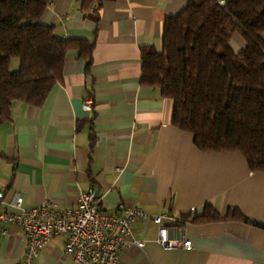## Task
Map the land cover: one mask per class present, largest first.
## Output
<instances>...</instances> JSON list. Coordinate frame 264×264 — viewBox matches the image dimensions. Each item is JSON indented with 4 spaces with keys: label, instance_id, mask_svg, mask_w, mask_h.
<instances>
[{
    "label": "crops",
    "instance_id": "obj_1",
    "mask_svg": "<svg viewBox=\"0 0 264 264\" xmlns=\"http://www.w3.org/2000/svg\"><path fill=\"white\" fill-rule=\"evenodd\" d=\"M187 3L49 1L42 23L60 39L91 45L90 65L78 49L69 50L43 104L14 103L10 120L0 124L2 210L15 212L8 203L18 193L26 207L46 203L64 211L93 189L102 211L139 206L162 216L165 226L182 227L191 241L189 250L163 251L157 227L137 220L132 238L144 248L127 245L118 264H264L263 229L238 221L191 222L209 205L221 218L234 208L264 226V173L251 172L239 153L199 151L191 134L172 127L173 102L140 84L141 49L161 52L166 19ZM230 46L238 54L246 43L236 34ZM4 228L0 264H20L25 238L15 226ZM65 243V235L52 238L34 264H74Z\"/></svg>",
    "mask_w": 264,
    "mask_h": 264
},
{
    "label": "trees",
    "instance_id": "obj_2",
    "mask_svg": "<svg viewBox=\"0 0 264 264\" xmlns=\"http://www.w3.org/2000/svg\"><path fill=\"white\" fill-rule=\"evenodd\" d=\"M49 1L0 0V124L10 120L14 103L43 104L69 50L78 49L90 65L91 45L60 39L42 23ZM236 34L246 43L238 54L230 46ZM263 35L264 0H226L223 6L188 0L181 13L166 19L161 52H140V84L173 102L172 127L191 134L201 152L241 154L253 173H264ZM220 220L264 230L234 208L221 218L207 205L191 218Z\"/></svg>",
    "mask_w": 264,
    "mask_h": 264
},
{
    "label": "built area",
    "instance_id": "obj_3",
    "mask_svg": "<svg viewBox=\"0 0 264 264\" xmlns=\"http://www.w3.org/2000/svg\"><path fill=\"white\" fill-rule=\"evenodd\" d=\"M224 5L225 2H220ZM91 104V99L87 100ZM3 193L0 191V236L7 234L5 225L20 229L25 238V252L20 264H34L38 253L55 236L65 235L64 253L74 264H118L119 255L127 245L144 248L143 241L132 238L131 224L148 220L157 227L156 244L163 251L189 250L191 241L182 227L163 225L162 216H151L141 207L119 204L116 214L101 210V197L93 189L81 192L77 205L58 211L49 204L26 207L16 193L8 205L15 212L2 210Z\"/></svg>",
    "mask_w": 264,
    "mask_h": 264
}]
</instances>
